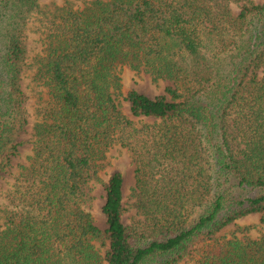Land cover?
Instances as JSON below:
<instances>
[{"label":"trees","instance_id":"obj_1","mask_svg":"<svg viewBox=\"0 0 264 264\" xmlns=\"http://www.w3.org/2000/svg\"><path fill=\"white\" fill-rule=\"evenodd\" d=\"M44 0H0V166L28 123L24 30ZM90 0L53 14L36 78L30 163L12 191L0 264H264V235L217 237L250 214L264 223V4L247 0ZM167 79L166 94L123 89V69ZM121 96L137 119L122 109ZM39 100V101H40ZM119 144L135 164L106 183L99 227L85 207ZM250 225L241 229L249 232ZM109 247L103 254L96 242Z\"/></svg>","mask_w":264,"mask_h":264},{"label":"rangeland","instance_id":"obj_2","mask_svg":"<svg viewBox=\"0 0 264 264\" xmlns=\"http://www.w3.org/2000/svg\"><path fill=\"white\" fill-rule=\"evenodd\" d=\"M90 0H44L40 7L33 12L29 18L25 30L24 41L27 47L26 59L23 64V74L21 86L25 93V112L28 123L17 137L18 146L14 152L6 153L3 156L4 168L0 166V232L5 228L7 217L10 210H14L15 205L12 203V191L15 188L16 178L20 175L23 167L30 163V156L33 153L35 141L34 124L36 122L37 105L41 106L43 100H40L42 90L44 89L41 80L36 78L38 62L41 56L45 54V39L47 38L48 26L51 23L53 14L58 7L69 6L78 8ZM247 0H240L233 4L235 14L240 12L241 6ZM254 3L264 4V0H250ZM123 89L135 88L139 91L155 97L156 95L166 94L169 98L166 88L172 82L167 79L154 80L150 72L145 69L139 71L125 66L123 69ZM40 100V101H39ZM122 109L129 117L137 119L130 110V103L121 96ZM104 164L100 172V181H92L88 186L90 198L85 204L88 211L94 216L96 224L103 230L108 228L107 218L103 212V205L106 201V183L110 176L120 171L124 177L123 191L124 201L127 211L124 214V222L131 224L136 215L134 206L135 198L132 188L135 185V164L128 150L119 144L110 147L106 153V157L102 160ZM252 226L249 232L242 230L244 226ZM237 235L241 238L249 236L251 238H259L264 235V223L261 222V214L255 213L242 217L232 224L226 226L216 236L231 237ZM96 246L104 254L109 247V241L106 244L96 242ZM199 257V253L195 252L192 256L186 257L179 264H194Z\"/></svg>","mask_w":264,"mask_h":264}]
</instances>
